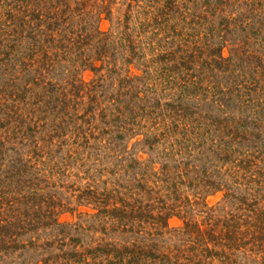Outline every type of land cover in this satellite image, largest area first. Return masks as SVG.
Listing matches in <instances>:
<instances>
[{
	"label": "rangeland",
	"instance_id": "obj_1",
	"mask_svg": "<svg viewBox=\"0 0 264 264\" xmlns=\"http://www.w3.org/2000/svg\"><path fill=\"white\" fill-rule=\"evenodd\" d=\"M245 175L264 181V0H0V194L35 226L0 237V264L173 253L179 217L154 240L95 198L204 224L252 197Z\"/></svg>",
	"mask_w": 264,
	"mask_h": 264
},
{
	"label": "trees",
	"instance_id": "obj_2",
	"mask_svg": "<svg viewBox=\"0 0 264 264\" xmlns=\"http://www.w3.org/2000/svg\"><path fill=\"white\" fill-rule=\"evenodd\" d=\"M76 43L77 41L74 42V44ZM217 52L219 54H217V58H222L221 48H217L215 54ZM214 58L216 59V57ZM216 63L220 62L217 61ZM228 67H230L229 63L221 67L218 66L223 70ZM229 152L230 155L233 154L231 151ZM229 152L226 153V157H229ZM252 177L249 175L242 176L243 179H247V183H245L248 186L247 192L250 190V193H253L251 198L244 196L241 198V204L237 211H231L218 219L209 218L204 224L193 221L192 218L189 219L177 211L175 205L151 209L141 205L135 206L129 199L121 195V198L109 195L102 198L96 195V202L99 203L102 210L100 212L105 217H110L112 225L125 221L126 218L128 222H131L129 231H134V227L138 223H132V220L147 223L150 231L146 233L152 236L154 240L163 238L165 234L172 231L169 225L172 217L177 216L183 222L182 227L174 229L182 246L176 247L173 253L161 251L158 242H151L132 243L120 248L111 246L110 250L106 252L107 255L114 258L113 264H255L257 261L255 259L252 261L253 263L238 260L239 253L246 255V253L251 252L256 256H261V263L264 264V205L261 204L264 202V195H262L264 194V181L257 184V180L251 179ZM253 183L258 186L255 192H251ZM259 193H261V197H259ZM40 196L37 191L33 194L32 199ZM33 205L35 204L33 203ZM26 211L27 208L24 206L14 209L13 201L4 200L0 194L1 239L4 238L7 230V234L12 238L11 236H15L16 230L25 231L27 228H35L32 220H28L27 217L31 213L26 214ZM36 211L37 208L34 214ZM40 211H42L41 208ZM48 217L45 215L44 219L39 221L42 226L46 225L45 222H47ZM138 228L141 229H137V232L141 231L144 226L140 227L138 224ZM7 241L9 243L14 240L9 239ZM77 241L79 242V240Z\"/></svg>",
	"mask_w": 264,
	"mask_h": 264
}]
</instances>
